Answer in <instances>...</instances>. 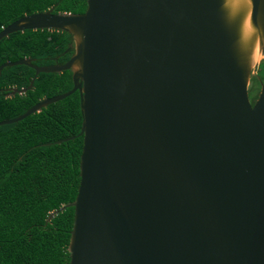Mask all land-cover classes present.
<instances>
[{
	"label": "water",
	"instance_id": "1",
	"mask_svg": "<svg viewBox=\"0 0 264 264\" xmlns=\"http://www.w3.org/2000/svg\"><path fill=\"white\" fill-rule=\"evenodd\" d=\"M26 29L72 36L62 63L0 65L72 77L0 126L79 93L77 193L47 218L73 207L68 264H264V0H86L0 39Z\"/></svg>",
	"mask_w": 264,
	"mask_h": 264
},
{
	"label": "trees",
	"instance_id": "2",
	"mask_svg": "<svg viewBox=\"0 0 264 264\" xmlns=\"http://www.w3.org/2000/svg\"><path fill=\"white\" fill-rule=\"evenodd\" d=\"M86 0H0V30L35 12L82 13ZM72 36L59 30L16 31L0 39V65L31 58L32 64L62 63L72 53ZM67 50V52H65ZM264 64L258 71L262 77ZM35 77V78H34ZM24 93L10 95L11 88ZM251 98L259 89L252 78ZM72 87L70 70L40 72L27 65L0 74V120L14 118L43 98ZM82 112L78 91L38 112L0 126V264H68L73 207L48 220L51 211L74 200L79 184ZM74 138L55 143V141Z\"/></svg>",
	"mask_w": 264,
	"mask_h": 264
},
{
	"label": "flooded vegetation",
	"instance_id": "3",
	"mask_svg": "<svg viewBox=\"0 0 264 264\" xmlns=\"http://www.w3.org/2000/svg\"><path fill=\"white\" fill-rule=\"evenodd\" d=\"M55 62H56V61H55ZM257 73H258V72H257ZM257 73H255L254 75L257 76L258 81H260V80H259V77H260V76H259ZM254 75L251 76V78H250V84H249V97H250L251 100H254V99H255V98H251V97H252V96H251V95H252V94H251V92H252L251 89L253 90V88L251 87V86H252V82H253V81H252V78H253ZM259 83H260V82H259ZM258 90H259V89H258ZM258 90L254 91V95H257ZM255 97H256V96H255Z\"/></svg>",
	"mask_w": 264,
	"mask_h": 264
},
{
	"label": "rangeland",
	"instance_id": "4",
	"mask_svg": "<svg viewBox=\"0 0 264 264\" xmlns=\"http://www.w3.org/2000/svg\"><path fill=\"white\" fill-rule=\"evenodd\" d=\"M260 64H261V62L260 63L258 62V64L256 65V67L252 70V74H255V73H257L259 71Z\"/></svg>",
	"mask_w": 264,
	"mask_h": 264
}]
</instances>
